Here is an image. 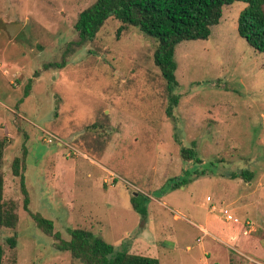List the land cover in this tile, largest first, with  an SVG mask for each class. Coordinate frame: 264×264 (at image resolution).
Returning <instances> with one entry per match:
<instances>
[{
    "label": "rangeland",
    "instance_id": "rangeland-1",
    "mask_svg": "<svg viewBox=\"0 0 264 264\" xmlns=\"http://www.w3.org/2000/svg\"><path fill=\"white\" fill-rule=\"evenodd\" d=\"M94 1L0 0V172L17 216L0 227L3 264H81L25 211L11 168L23 150L27 208L64 241L83 229L116 247L128 240L130 253L159 264H264V55L237 34L246 4L224 6L207 39L176 46L169 99L156 43L137 28L117 36L111 17L91 42L71 46ZM6 24L22 25L14 39ZM63 57V68L44 69ZM183 147L193 159L180 157ZM133 204L146 213L139 234ZM208 211L238 244L201 229ZM246 237L261 239L260 253Z\"/></svg>",
    "mask_w": 264,
    "mask_h": 264
},
{
    "label": "trees",
    "instance_id": "trees-1",
    "mask_svg": "<svg viewBox=\"0 0 264 264\" xmlns=\"http://www.w3.org/2000/svg\"><path fill=\"white\" fill-rule=\"evenodd\" d=\"M234 2L246 4L238 16L237 34L247 46L264 55V0H95L91 6L78 14L74 24L77 41L71 43V46L79 47L91 42L111 17L120 24L116 31L117 36L128 27L137 28L150 39H154L156 43L152 62L166 82L170 99L173 88L177 86L174 75L176 46L184 41L207 39L210 28L219 23L223 7ZM65 64V57H63L60 63H49L44 66V69H61ZM29 90L30 84L24 91V97L29 94ZM171 99L176 106L177 98L171 97ZM5 147L6 140H0V168ZM25 155L26 152L23 150L22 157L15 158L11 166L13 175L20 178L24 209L44 233L54 238L58 251L69 252L71 257L81 264H159L156 258L130 253L128 240H124L120 246L116 247L83 229L70 230L69 241L62 240L57 233L53 232L51 221L31 213L27 208L28 196L22 171ZM194 156L193 147L180 149V157L183 160H191ZM133 209L140 214L137 232L139 234L146 226V213L144 209H139L134 204ZM16 223L17 216L13 209L6 207L3 202V178L0 172V227L11 228ZM7 244L10 248H14L16 246L14 237L8 238ZM3 254L0 244V264H3Z\"/></svg>",
    "mask_w": 264,
    "mask_h": 264
},
{
    "label": "crops",
    "instance_id": "crops-1",
    "mask_svg": "<svg viewBox=\"0 0 264 264\" xmlns=\"http://www.w3.org/2000/svg\"><path fill=\"white\" fill-rule=\"evenodd\" d=\"M183 217H185V215L183 213H180V215L178 214L177 216H175L176 219H179V218L182 219ZM204 220L206 222V225L205 226L200 225V226H201V229L205 233H207L209 235L216 236L217 239L220 240L221 242H223L225 245L232 246L233 244H238V243H236V241H235V243H231L230 242L231 240L226 235H224V234H227V230L225 231L222 227H216L215 222L217 221V218H216V216L211 214L210 211L207 212ZM226 222H228L227 219H226ZM234 223H237V222H234ZM240 229L242 230V228H240ZM227 235H229V234H227ZM233 240H235V238ZM254 240L255 241H252V238L246 237L244 243H246V244L248 243V245L250 246V249L257 251V253H260V251H261L260 243H262V241L260 238H254ZM186 248L187 249L190 248L189 245L186 246ZM243 249H245V248L243 247ZM240 253L242 254L243 252L240 251Z\"/></svg>",
    "mask_w": 264,
    "mask_h": 264
},
{
    "label": "water",
    "instance_id": "water-1",
    "mask_svg": "<svg viewBox=\"0 0 264 264\" xmlns=\"http://www.w3.org/2000/svg\"><path fill=\"white\" fill-rule=\"evenodd\" d=\"M22 28L21 24H6L5 30L11 39H14Z\"/></svg>",
    "mask_w": 264,
    "mask_h": 264
},
{
    "label": "built area",
    "instance_id": "built-area-1",
    "mask_svg": "<svg viewBox=\"0 0 264 264\" xmlns=\"http://www.w3.org/2000/svg\"><path fill=\"white\" fill-rule=\"evenodd\" d=\"M222 213H223V215H225V217H226V219L227 220H229V221H236L235 219H233L232 217H231V215L229 214V212H228V210H226V209H223L222 210Z\"/></svg>",
    "mask_w": 264,
    "mask_h": 264
}]
</instances>
